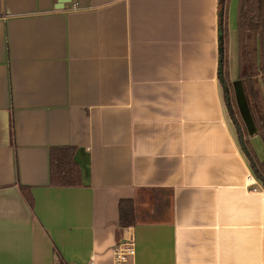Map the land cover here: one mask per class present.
Returning a JSON list of instances; mask_svg holds the SVG:
<instances>
[{
  "label": "crops",
  "instance_id": "obj_1",
  "mask_svg": "<svg viewBox=\"0 0 264 264\" xmlns=\"http://www.w3.org/2000/svg\"><path fill=\"white\" fill-rule=\"evenodd\" d=\"M228 2L0 0V264H113L128 239L129 264H264V188L219 79L224 11L263 162ZM57 148L74 149L78 187L51 184Z\"/></svg>",
  "mask_w": 264,
  "mask_h": 264
},
{
  "label": "trees",
  "instance_id": "obj_2",
  "mask_svg": "<svg viewBox=\"0 0 264 264\" xmlns=\"http://www.w3.org/2000/svg\"><path fill=\"white\" fill-rule=\"evenodd\" d=\"M224 14L223 11L222 23ZM222 23L219 79L224 90L230 120L236 130L237 140L249 162L253 175L264 188V161L261 162L258 159L251 143L246 141V132L238 120L231 101L228 75L225 73L226 35ZM237 31L239 79L242 83L243 94L250 115L264 145V0H239ZM50 160V178L53 186L78 187L80 185L81 175L79 167L74 161L73 148L53 149ZM21 192L25 195L30 207L33 208V202L26 194V190L21 188ZM120 211V227L127 228L131 226L134 222L132 220L133 210L126 207V203H123ZM57 253L59 257L58 264H66L59 252Z\"/></svg>",
  "mask_w": 264,
  "mask_h": 264
},
{
  "label": "rangeland",
  "instance_id": "obj_3",
  "mask_svg": "<svg viewBox=\"0 0 264 264\" xmlns=\"http://www.w3.org/2000/svg\"><path fill=\"white\" fill-rule=\"evenodd\" d=\"M229 2L227 3L228 5L230 4L231 5V3L232 4H234V6L236 7V13H237V19H238V7H239V0H228ZM228 43V42H227ZM227 45V44H226ZM228 47V46H227ZM226 50H227V48H225ZM226 53V52H225ZM225 73H226V75H228V83H229V85H230V97H231V101H232V104H233V107H234V111L236 112V114H237V117H238V120H239V122H240V124L243 126V129L245 130V132H246V141H248L249 142V140L247 139V131H246V129H245V126H244V124H243V121L241 120V117H240V115H239V112H238V108H237V105H236V100H235V94H234V90H233V86H232V83H231V76L232 75H234V74H231L230 73V65H229V59L227 60L226 59V54H225ZM230 73V74H229ZM236 75V74H235ZM223 92H224V90H223ZM225 99V98H224ZM242 105L244 104V108H247V104H246V101H245V98H244V96L242 97ZM227 107V115H228V118H229V121H230V123H231V127H232V130H233V132H234V134H235V136H236V130H235V128H234V126H233V124H232V122H231V120H230V115H229V112H228V106H226ZM237 137V136H236ZM261 138V137H260ZM262 141V140H261ZM261 141L259 140V144H261V146H262V143H261ZM252 145V144H251ZM260 146V145H259ZM253 147V146H252ZM254 149V148H253ZM255 151V150H254ZM263 152H264V150H263ZM256 154V153H255Z\"/></svg>",
  "mask_w": 264,
  "mask_h": 264
},
{
  "label": "built area",
  "instance_id": "obj_4",
  "mask_svg": "<svg viewBox=\"0 0 264 264\" xmlns=\"http://www.w3.org/2000/svg\"><path fill=\"white\" fill-rule=\"evenodd\" d=\"M135 254V241L133 239L123 240L113 249V264H129Z\"/></svg>",
  "mask_w": 264,
  "mask_h": 264
},
{
  "label": "water",
  "instance_id": "obj_5",
  "mask_svg": "<svg viewBox=\"0 0 264 264\" xmlns=\"http://www.w3.org/2000/svg\"><path fill=\"white\" fill-rule=\"evenodd\" d=\"M247 108H248V106H247Z\"/></svg>",
  "mask_w": 264,
  "mask_h": 264
}]
</instances>
